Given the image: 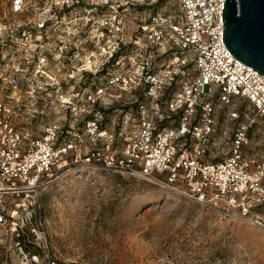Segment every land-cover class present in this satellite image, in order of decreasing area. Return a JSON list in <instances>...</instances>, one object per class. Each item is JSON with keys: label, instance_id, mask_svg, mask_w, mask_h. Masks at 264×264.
<instances>
[{"label": "built area", "instance_id": "1", "mask_svg": "<svg viewBox=\"0 0 264 264\" xmlns=\"http://www.w3.org/2000/svg\"><path fill=\"white\" fill-rule=\"evenodd\" d=\"M5 2L8 8L0 16V232L18 235V213L32 204L38 210L48 184L78 163H94L101 151L109 154L111 171L171 189L234 225L264 229V138L255 140L264 135V75L226 48L225 0ZM79 7L92 15L87 24L95 22L87 40L97 50L79 61H93L95 70L87 88L63 97L67 80L73 79L66 20ZM78 70L83 80L86 69ZM52 94L60 100L54 106L43 98ZM123 95L134 99L125 102ZM106 97L109 102L102 103ZM117 102L125 108L113 123L119 130H107L104 109ZM53 107L78 110L77 125L82 112L91 109L97 115L78 139L58 122L44 125L40 134L17 122L18 112ZM85 131L94 147L82 157L79 136ZM119 141L125 144L117 146ZM9 198L16 201H4Z\"/></svg>", "mask_w": 264, "mask_h": 264}, {"label": "rangeland", "instance_id": "2", "mask_svg": "<svg viewBox=\"0 0 264 264\" xmlns=\"http://www.w3.org/2000/svg\"><path fill=\"white\" fill-rule=\"evenodd\" d=\"M5 8V0H0L1 17ZM91 17L83 7L68 14L65 30L73 79L67 80L69 86L63 97H72L91 82L94 62L79 61L90 51L97 53L94 42L87 40L95 25L93 20L87 24L86 18ZM130 34L128 31V37ZM78 69H86L83 80H79ZM43 98L54 106L57 97L52 94ZM122 99L128 102L134 98L123 95ZM109 100L106 97L102 103ZM121 105L117 102L104 109L103 128L119 130L113 123L124 115ZM88 111L82 112L85 117H80L78 125L73 124L80 115L78 110L67 112L53 107L21 111L16 116L26 130L35 129L40 134L44 125L58 122L78 139L87 121L97 115ZM79 137V153L86 157L94 147L91 136L85 131ZM263 138L260 134L255 140ZM124 144L116 143L120 147ZM260 146L264 148V143ZM109 158L106 151H101L94 163H78L45 187L38 210L32 204L27 211L19 212V234L0 232V264H264V229L234 225L220 213L171 189L111 171L106 166ZM7 206L12 210V205Z\"/></svg>", "mask_w": 264, "mask_h": 264}, {"label": "water", "instance_id": "3", "mask_svg": "<svg viewBox=\"0 0 264 264\" xmlns=\"http://www.w3.org/2000/svg\"><path fill=\"white\" fill-rule=\"evenodd\" d=\"M222 20L229 52L264 75V0H225Z\"/></svg>", "mask_w": 264, "mask_h": 264}]
</instances>
